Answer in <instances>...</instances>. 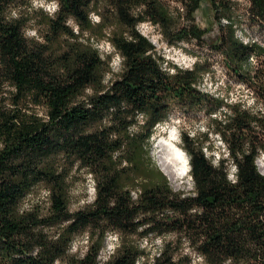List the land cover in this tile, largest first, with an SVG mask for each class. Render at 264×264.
<instances>
[{"label": "trees", "instance_id": "16d2710c", "mask_svg": "<svg viewBox=\"0 0 264 264\" xmlns=\"http://www.w3.org/2000/svg\"><path fill=\"white\" fill-rule=\"evenodd\" d=\"M17 1L0 0V264H138L146 257L139 241L153 238L162 244L150 264H193L182 248L201 264H264V175L256 164L264 152V45L236 37L235 0H42L57 7L40 10L33 37L25 34L29 20L10 11ZM170 1L180 5L175 13ZM202 2L218 25L213 43L194 23ZM243 22L264 31V0L248 1ZM139 23L168 46L207 42L254 107L201 92L209 68L169 65ZM94 40L121 59L110 83V57ZM173 112L206 116L202 134L180 135L190 193L173 191L149 157L154 128ZM211 135L225 148L216 159L207 154ZM73 168L94 181V200L77 211L68 208ZM37 186L48 194L46 213L21 209ZM108 233L119 241L100 262ZM82 235L79 256L70 248Z\"/></svg>", "mask_w": 264, "mask_h": 264}, {"label": "rangeland", "instance_id": "374dc122", "mask_svg": "<svg viewBox=\"0 0 264 264\" xmlns=\"http://www.w3.org/2000/svg\"><path fill=\"white\" fill-rule=\"evenodd\" d=\"M163 1L167 3V0ZM248 1L249 0H235L233 2L235 4L234 7H236L235 19H237L235 35L244 44L253 40L262 46L264 45V31L255 27H251L247 22H243L246 18ZM51 4H53V2L45 3L42 0H19L12 5L10 11L11 13L13 11L17 13V15L14 17H23L29 20V22L26 24V34L30 30L40 28L39 23L35 18L37 15L41 14L40 10L43 12L52 13V10L50 7H48ZM168 4L171 11L174 13L180 8V5L173 1H170ZM93 14H91V20L94 23L97 20L92 19ZM94 15L97 16L96 14ZM194 21L199 29L204 30L203 38H205L208 43H213L216 41V37L218 35V25L213 21L211 7L207 2H202L200 4V9L194 15ZM222 22L224 25L227 24V22ZM180 23L184 24V21L181 19ZM138 30L143 36L150 40L156 51L162 55L164 60L169 65L174 64L178 67L186 69L188 67H185V65L190 64L191 66L194 62H199L200 64L204 63L206 67L209 68V71L204 74L202 82L198 87L201 92L216 98H224L229 103L240 102L246 108L254 107V98L251 96L246 86L243 83L238 82L234 76H231L228 73V69L224 64L225 62L223 56L220 53L215 52L207 42H201V45H197L196 42H192L178 47L168 46L165 40L162 39L159 31L156 28L154 29L150 24L139 23ZM26 36L33 37L27 34ZM91 43L98 49L100 56L104 58L106 56L110 57V72L106 73L104 77V82L106 84L110 83L111 80L118 78L121 73V59L116 55L110 43L106 41L97 42L95 40L91 41ZM114 61L116 62L114 63ZM256 61V58H250V67H255L257 65ZM163 67L167 66L163 64ZM249 101H251V103H249ZM206 123V116L204 114L190 113L187 115H182L179 112H173L166 122L157 124L153 130L154 133L151 138V149L149 151L150 161H152L154 167L158 171H161L156 161V150L153 146L156 138H158L159 135L169 134L172 131L178 137V144L181 146V133H189L190 135H196L197 133L202 134L207 130L205 129ZM209 137L210 141L207 144L210 145L211 149L207 150V154L209 156L212 155V157L216 159V155L225 152L224 144H222V142L215 135H211ZM262 155H264V152L258 157L256 161V164L258 162L257 168L260 173H264V159L261 158ZM67 179V194L69 200L68 208L71 209V211L80 210L86 204H89L94 200V181L85 171V169L73 168ZM168 183L173 191H182L185 193H190L193 191V183L191 179H188V183H183L177 188H173L169 180ZM48 205V194H46L44 187L37 186V188L30 191V193L27 194V196L23 199L21 202V209L35 208L36 210L46 213ZM105 238L106 241L104 248L99 253L100 262L105 261L107 257L112 254V251L117 247V243L119 241V239L114 240V234L111 233H108ZM161 244V241L155 238H153L151 241L140 240L139 246L145 250L146 257L139 260L138 264H150L152 259L159 253L158 251L161 248ZM86 246L87 239L85 235L78 236L74 238L70 252L79 256H83ZM179 253H182V255H188V257L191 259V263L193 262V264H201V260L198 258V256L195 253L188 251L186 248H182ZM186 262L187 260H184V263Z\"/></svg>", "mask_w": 264, "mask_h": 264}, {"label": "bare ground", "instance_id": "6f19581e", "mask_svg": "<svg viewBox=\"0 0 264 264\" xmlns=\"http://www.w3.org/2000/svg\"><path fill=\"white\" fill-rule=\"evenodd\" d=\"M175 136L176 139H172ZM172 145V147H169ZM156 150V161L158 167L164 176L172 184L173 188H177L183 183H188L189 175V160L183 149L178 144V137L174 132L169 134L159 135L153 144ZM174 149H179L183 154V158L187 159L188 171H182L181 161L177 159ZM258 165V162H257Z\"/></svg>", "mask_w": 264, "mask_h": 264}, {"label": "clouds", "instance_id": "9594fccd", "mask_svg": "<svg viewBox=\"0 0 264 264\" xmlns=\"http://www.w3.org/2000/svg\"><path fill=\"white\" fill-rule=\"evenodd\" d=\"M48 7H50V9H51L52 11H54V10L56 9L57 5H56L55 3H53V4H51V5L48 6ZM12 15H13V16H16L17 13H16L15 11H13V12H12ZM92 19H93V20H99V17H97V16H95V15L93 14V15H92ZM69 23H71V21H69ZM26 34H27V35H30V36H34V35H36L35 30H30V31H28ZM115 62H116V61H114V63H115ZM185 67H190V64L185 65ZM89 91H90V90H89ZM249 103H251V101H249ZM173 131H175V130H173ZM172 139H176V137L173 136ZM169 147H172V145H169ZM174 151H175V154H176L177 159H179V160L181 161L182 171H188V167H189V166L187 165V159H184V158H183L184 154H183L179 149H174ZM225 155H227V153H225ZM235 172H236V167H235V165H233L232 170H231V173H230L229 176H228V179L231 180L232 182H234L235 179H236L235 175H233V173H235ZM189 179H191V177H189ZM26 207H27V205H26Z\"/></svg>", "mask_w": 264, "mask_h": 264}, {"label": "built area", "instance_id": "2783aa9c", "mask_svg": "<svg viewBox=\"0 0 264 264\" xmlns=\"http://www.w3.org/2000/svg\"><path fill=\"white\" fill-rule=\"evenodd\" d=\"M114 238H115L114 240H118V238L116 237V235H114Z\"/></svg>", "mask_w": 264, "mask_h": 264}, {"label": "water", "instance_id": "95a60500", "mask_svg": "<svg viewBox=\"0 0 264 264\" xmlns=\"http://www.w3.org/2000/svg\"><path fill=\"white\" fill-rule=\"evenodd\" d=\"M264 175V173H262Z\"/></svg>", "mask_w": 264, "mask_h": 264}]
</instances>
